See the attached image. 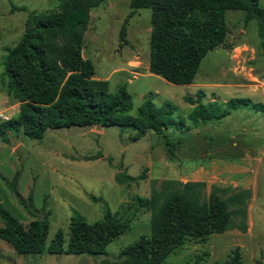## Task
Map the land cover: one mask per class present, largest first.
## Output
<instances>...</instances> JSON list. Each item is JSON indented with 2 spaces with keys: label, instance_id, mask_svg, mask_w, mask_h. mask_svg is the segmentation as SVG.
Instances as JSON below:
<instances>
[{
  "label": "rangeland",
  "instance_id": "1",
  "mask_svg": "<svg viewBox=\"0 0 264 264\" xmlns=\"http://www.w3.org/2000/svg\"><path fill=\"white\" fill-rule=\"evenodd\" d=\"M59 1L0 0V121L18 111L1 88L7 49L19 40L29 11L54 9ZM17 6L26 10L12 9ZM130 10L128 0H105L91 8L82 56L92 61L95 78L108 80L110 92L125 86L132 98L129 115H136L150 93L156 108L171 103L172 113L161 115L175 122L167 130L168 142L149 131L133 141L135 131L121 132L118 126L47 128L40 140L22 129L0 137V205L23 224L47 220L46 246L58 230L67 242L72 217L94 222L107 210L128 220L127 230L98 255L17 254L0 239V264H124L121 249L149 232L150 213L138 198L149 196L151 183L163 179L205 181L207 191L211 184L248 188L251 196L245 232L187 238L162 264H224L235 247L241 264H264V110L251 108L264 107V52L256 21L245 24L243 11L227 10L224 42L202 58L191 84H172L148 70L150 9H137L128 19L127 43L121 44L119 30ZM200 92L216 114L230 99L249 102L194 123L187 97L195 100ZM119 172L132 179L117 182Z\"/></svg>",
  "mask_w": 264,
  "mask_h": 264
},
{
  "label": "trees",
  "instance_id": "2",
  "mask_svg": "<svg viewBox=\"0 0 264 264\" xmlns=\"http://www.w3.org/2000/svg\"><path fill=\"white\" fill-rule=\"evenodd\" d=\"M104 1L60 0L54 9L28 12L19 40L7 49L2 62L1 88L18 103V111L0 121L1 138L19 129L40 140L47 128L118 126L121 132L135 131L133 141L148 131L168 140L167 130L175 122L161 115L172 113L171 103L156 108L150 93L136 115H129L132 98L125 86L110 92L108 80L95 78L92 61L82 56L90 9ZM128 1L131 10L119 30L121 44L127 43L128 19L137 9H150L148 70L172 84H191L202 58L224 42L227 10L243 11L245 24L256 21L264 52V6L259 0ZM12 9L26 10L24 6ZM187 100L193 105L189 118L194 123L220 118L229 113L228 109L249 102L230 99L227 109L216 114L211 104L202 102L201 92L197 99ZM251 108L264 110L260 104H251ZM115 179L125 183L132 177L119 172ZM250 196L248 188L230 185L211 184L207 191L205 181L163 179L158 185L153 181L149 196L138 198L139 205L150 213L149 232L121 249L123 263L162 264L187 238L204 240L230 229L245 232ZM0 218V239L17 254L44 250L50 254H103L129 226L128 220L115 217L109 210L94 222L72 217L67 242L58 230L46 246L47 220L32 219L23 224L1 205ZM224 264H241L239 247Z\"/></svg>",
  "mask_w": 264,
  "mask_h": 264
},
{
  "label": "crops",
  "instance_id": "3",
  "mask_svg": "<svg viewBox=\"0 0 264 264\" xmlns=\"http://www.w3.org/2000/svg\"><path fill=\"white\" fill-rule=\"evenodd\" d=\"M193 181H199V180H194V179H192Z\"/></svg>",
  "mask_w": 264,
  "mask_h": 264
},
{
  "label": "water",
  "instance_id": "4",
  "mask_svg": "<svg viewBox=\"0 0 264 264\" xmlns=\"http://www.w3.org/2000/svg\"><path fill=\"white\" fill-rule=\"evenodd\" d=\"M97 128H99V127H97Z\"/></svg>",
  "mask_w": 264,
  "mask_h": 264
}]
</instances>
